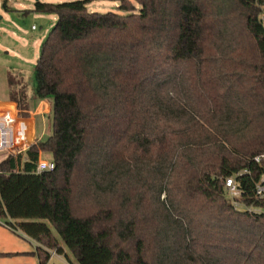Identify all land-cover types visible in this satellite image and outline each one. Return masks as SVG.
Returning <instances> with one entry per match:
<instances>
[{
    "label": "trees",
    "instance_id": "1",
    "mask_svg": "<svg viewBox=\"0 0 264 264\" xmlns=\"http://www.w3.org/2000/svg\"><path fill=\"white\" fill-rule=\"evenodd\" d=\"M92 1L34 2L56 19L8 99L49 100L51 131L0 161V219L39 264L60 241L78 264H264V0ZM242 169L259 212L226 195Z\"/></svg>",
    "mask_w": 264,
    "mask_h": 264
},
{
    "label": "rangeland",
    "instance_id": "2",
    "mask_svg": "<svg viewBox=\"0 0 264 264\" xmlns=\"http://www.w3.org/2000/svg\"><path fill=\"white\" fill-rule=\"evenodd\" d=\"M35 1L36 0H0V17L3 20L7 21L11 27H15L19 30V34L17 35L13 33L12 29H10L7 24L6 26L0 28V30L5 33L3 37H0V90L3 88V86H7L6 68L22 69L27 73L32 70L39 51V45H37L35 48L33 42L34 40H36L40 44L48 28V19L51 20L52 23H54V20L56 19L53 14H43L40 12H36L34 10ZM38 1L46 3H61L70 0ZM130 1L133 4L137 5L133 0ZM118 5L119 2L114 0H93L87 5V8L89 11H115L121 13L122 11L118 10L117 8ZM13 12L14 16H11V13ZM32 26H34L35 30L31 28ZM20 36H22L23 38ZM15 42L17 44L22 43V45H14ZM36 123L38 133L41 134V136L38 135V138L36 140L45 139L51 131L49 114H46L43 120L38 117ZM3 157L4 154L0 153V161L3 160ZM41 157L49 158L44 154H41ZM0 226H3L12 231L10 228L5 226V221L2 219H0ZM14 241H18L16 242L17 247H8L11 246V243H15ZM21 245L22 247H19ZM24 245L25 243L23 241L13 240V238L7 235L6 232L0 231V250L6 248H23ZM60 245L63 247L64 253L67 254L71 263L66 260V258L64 257V253H61L51 257L50 260L46 262V264H78L75 257L64 247V244L61 241ZM0 264L36 263L35 260L31 258L11 257V255H5L0 256Z\"/></svg>",
    "mask_w": 264,
    "mask_h": 264
},
{
    "label": "built area",
    "instance_id": "3",
    "mask_svg": "<svg viewBox=\"0 0 264 264\" xmlns=\"http://www.w3.org/2000/svg\"><path fill=\"white\" fill-rule=\"evenodd\" d=\"M259 17L264 24V9ZM35 142L34 126L29 118L10 110H6L0 114V153L4 154L3 158L7 156L13 158L15 171L19 169L17 163L18 158ZM263 157L264 154L258 155L254 160L258 163ZM54 166L55 164L52 159L40 157L36 163L35 172L50 171L54 169ZM247 172V169H242L224 178L226 195L231 200L235 209L259 212L260 209L254 208L252 205H245L239 200L242 190L238 184V177ZM254 196L256 199L264 198V170L261 171L254 185ZM5 226L9 228L6 223ZM54 253L55 251H52V254Z\"/></svg>",
    "mask_w": 264,
    "mask_h": 264
},
{
    "label": "crops",
    "instance_id": "4",
    "mask_svg": "<svg viewBox=\"0 0 264 264\" xmlns=\"http://www.w3.org/2000/svg\"><path fill=\"white\" fill-rule=\"evenodd\" d=\"M13 14H14V12L11 13V16H14ZM43 14H45V13H43ZM54 22H55V20H54ZM6 24L10 29H12L13 33H15L17 35L19 34V30L17 28L11 27L7 21L3 20L0 17V28L6 26ZM53 24L54 23H52L51 20L48 19V24H47L48 28H47L44 36H43L44 38L46 37L47 33L49 32V30L51 29ZM33 27L34 26H32L31 28L33 30H35V28H33ZM4 35H5V33L0 30V37H3ZM20 37H22V36H20ZM43 39H42V41H43ZM25 42H26V40H25ZM19 44L22 45V43H18V44L16 42L14 43V45H19ZM40 44L36 40H34V42H33V45L35 48L37 45L40 46ZM38 53H39V51H38ZM6 71H7V68H6ZM6 110L18 112L17 108H16V103L12 102L8 99V87L5 85L0 90V114ZM50 112H51V102L49 100H32L30 102V108H29V112H28L29 115L26 117L29 118V120L32 122V124L34 126V136L36 139L38 138V135L41 136V134L38 133V130L36 128V125H37L36 122L38 120V117H40L41 120H43L44 116L46 114H50ZM0 231L6 232L7 235H9V236H11V238H13V240H21L25 243L23 248H6V249L0 250V253H1L0 256H5V254L11 253V257L31 258V259L35 260L36 264H38L39 260H38L37 255L35 254V250H36L37 245L34 241H31L30 239H28L24 235H22V236L16 235L15 233H13L12 231H10L9 229H7L3 226H0ZM14 242L15 243H13V244L11 243L10 244L11 246H8V247H13V246L17 247L16 242H18V241H14ZM19 247H22V245ZM57 254L58 253H56V252L54 254H52V251H50V258L57 255ZM50 258H49V260H50Z\"/></svg>",
    "mask_w": 264,
    "mask_h": 264
},
{
    "label": "water",
    "instance_id": "5",
    "mask_svg": "<svg viewBox=\"0 0 264 264\" xmlns=\"http://www.w3.org/2000/svg\"><path fill=\"white\" fill-rule=\"evenodd\" d=\"M36 1H38V0H36Z\"/></svg>",
    "mask_w": 264,
    "mask_h": 264
}]
</instances>
